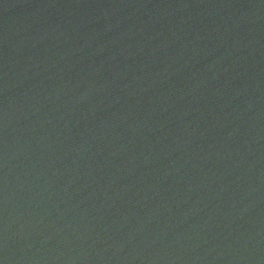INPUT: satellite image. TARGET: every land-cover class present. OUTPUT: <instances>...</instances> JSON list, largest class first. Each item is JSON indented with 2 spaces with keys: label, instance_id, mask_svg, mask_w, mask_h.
Instances as JSON below:
<instances>
[{
  "label": "water",
  "instance_id": "water-1",
  "mask_svg": "<svg viewBox=\"0 0 264 264\" xmlns=\"http://www.w3.org/2000/svg\"><path fill=\"white\" fill-rule=\"evenodd\" d=\"M0 264H264V0H0Z\"/></svg>",
  "mask_w": 264,
  "mask_h": 264
}]
</instances>
